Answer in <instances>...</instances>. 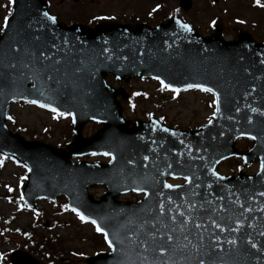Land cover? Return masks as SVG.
<instances>
[{
    "label": "water",
    "instance_id": "95a60500",
    "mask_svg": "<svg viewBox=\"0 0 264 264\" xmlns=\"http://www.w3.org/2000/svg\"><path fill=\"white\" fill-rule=\"evenodd\" d=\"M179 6L188 10L191 2L180 0ZM44 12L45 0H14L0 34V153L28 168L22 191L27 205L64 196L70 210L96 221L112 247L86 264H264V43L242 32L227 42L218 29L201 37L191 27L181 28L185 23L178 18L153 28L105 23L89 28L49 21ZM109 76L125 83L135 77L163 81L167 89H179L176 93L201 90L188 85L211 88L215 115L193 132L153 118L133 121L127 129L115 100L127 96L106 85ZM16 100L69 113L73 142L59 150L11 134L4 121ZM87 121L104 128L83 140ZM241 136L254 137L243 157L258 159V173L248 180L219 176L215 167L237 156L233 143ZM93 153H108L110 162H69ZM173 178L185 183L165 187ZM96 185L106 190L98 200L87 192ZM238 189L258 193L237 197ZM207 191L217 203L209 208ZM130 192L147 195L136 203L116 200ZM9 260L38 264L21 251Z\"/></svg>",
    "mask_w": 264,
    "mask_h": 264
},
{
    "label": "rangeland",
    "instance_id": "374dc122",
    "mask_svg": "<svg viewBox=\"0 0 264 264\" xmlns=\"http://www.w3.org/2000/svg\"><path fill=\"white\" fill-rule=\"evenodd\" d=\"M49 12L59 21L71 23L81 18L95 21L141 22L154 26L165 17L177 16L199 34L209 36L219 27L225 40L235 39L237 31L248 33L257 42H264V0H191L189 11L177 8L178 0H47ZM11 3L0 0V29L8 17ZM115 88H122L128 100L119 102L127 120L146 121L155 118L162 124L186 130L206 125L214 114L213 98L198 91L175 95L154 81L134 79L127 84L107 80ZM9 117L11 119H9ZM7 127L27 141H39L55 148H64L72 140L71 120L67 115H56L29 104H12L8 111ZM101 126L87 123L81 137L89 138ZM242 146L240 142L236 144ZM90 163H107L102 157H84ZM237 162L218 167L222 174L235 173ZM27 170L9 158L0 156V264H9L7 256L13 250L27 251L39 264H84L87 257L108 249L94 227L65 208L66 201L58 198L54 203L37 201L35 211H26L20 197ZM11 189V191L9 190ZM89 193L98 199L104 188L93 187ZM121 201H136L139 196L124 195ZM42 236V237H41ZM48 241L47 252L38 242ZM26 243V244H25Z\"/></svg>",
    "mask_w": 264,
    "mask_h": 264
},
{
    "label": "snow or ice",
    "instance_id": "6c2138e0",
    "mask_svg": "<svg viewBox=\"0 0 264 264\" xmlns=\"http://www.w3.org/2000/svg\"><path fill=\"white\" fill-rule=\"evenodd\" d=\"M9 3H12V0H9ZM257 3H259V0H257ZM42 15H43L44 17H46L47 20L52 21V22H55V18L52 17V16H50L47 12L42 13ZM7 19H8V18L5 17V21H6V22H7ZM177 23H179V21H177ZM5 26H6V24H5ZM180 26H181V28H183L185 31H189V30H190V29H189V26L186 25V24H181ZM0 30H2V29H0ZM262 63H264V61H262ZM161 84H162L163 87H165V88L169 87L168 85L164 84L163 81H161ZM188 87H189V88H191V87H197V88H201L202 91H205V92H212V89H211V88H202L200 85H188ZM172 91L176 92V91H179V89H172ZM213 95L215 96V93H214V92H213ZM30 102H31V103H36V101H30ZM213 103H216V101L214 100ZM41 107H45V105H41ZM218 110H219V109L217 108V111H218ZM51 111L56 112L57 110H56L55 108H52ZM252 111L255 112L256 109H252ZM262 114H264V113H262ZM9 119H11V118L9 117ZM209 123H211V120H209ZM249 138L254 139V137H249ZM93 154H95V153H93ZM103 154H104V155H108V153H103ZM145 159H147V157H145ZM261 167L264 168V164H262ZM185 179L187 180V177H185ZM165 187L171 188V187H173V186H172V185H165ZM9 190L11 191V189H9ZM145 195H147V193H145ZM261 195H264V193H261ZM64 207L67 208V205H65ZM72 210H73L74 212H76V215L81 219V221H84V220L87 219L85 216L81 215L80 212L76 211V209H72ZM91 222H92L93 224L96 223V221H94V220L91 221ZM197 227H199V225H197ZM96 231H97V232H101L102 229H101L100 227H97V228H96ZM260 235H261V236H264V232H261ZM168 239L171 240L172 237L169 236ZM185 239H187V237H185ZM105 240H106V241L108 240L107 236H105ZM108 243H109V247H112L111 242L109 241ZM229 243L235 244V240L229 241ZM251 247H252L253 249H255V248L257 247V245H256L255 243H252V244H251ZM161 255H163V250H161ZM199 264H204V261L201 260V261L199 262Z\"/></svg>",
    "mask_w": 264,
    "mask_h": 264
},
{
    "label": "flooded vegetation",
    "instance_id": "af4514ba",
    "mask_svg": "<svg viewBox=\"0 0 264 264\" xmlns=\"http://www.w3.org/2000/svg\"><path fill=\"white\" fill-rule=\"evenodd\" d=\"M240 142H242L243 145L242 146H236V150L239 153H246L248 150H250V148L252 146V142L250 140L242 139V140L237 141L236 144H238ZM233 161L237 162V171L241 169L244 172V174L247 175V176L253 175L256 172V170H257V162L256 161H254L249 168H244L243 167V161L241 159H236V160H233ZM243 192L244 191H240V193H243Z\"/></svg>",
    "mask_w": 264,
    "mask_h": 264
},
{
    "label": "trees",
    "instance_id": "16d2710c",
    "mask_svg": "<svg viewBox=\"0 0 264 264\" xmlns=\"http://www.w3.org/2000/svg\"><path fill=\"white\" fill-rule=\"evenodd\" d=\"M47 243H48V241H44L43 240L41 242H38V246H40V248H43V250L47 252V250H48V248H47L48 244ZM26 246H27V250L30 251V252H31V249L34 248L31 244L29 245V243H27Z\"/></svg>",
    "mask_w": 264,
    "mask_h": 264
}]
</instances>
